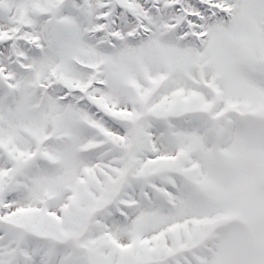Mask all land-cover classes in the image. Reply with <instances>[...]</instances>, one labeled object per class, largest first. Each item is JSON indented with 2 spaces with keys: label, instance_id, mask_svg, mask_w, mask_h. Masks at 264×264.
<instances>
[{
  "label": "snow or ice",
  "instance_id": "1",
  "mask_svg": "<svg viewBox=\"0 0 264 264\" xmlns=\"http://www.w3.org/2000/svg\"><path fill=\"white\" fill-rule=\"evenodd\" d=\"M0 264H264V0H0Z\"/></svg>",
  "mask_w": 264,
  "mask_h": 264
}]
</instances>
